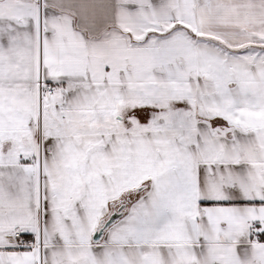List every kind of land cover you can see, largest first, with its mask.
Instances as JSON below:
<instances>
[{"label":"snow or ice","instance_id":"snow-or-ice-1","mask_svg":"<svg viewBox=\"0 0 264 264\" xmlns=\"http://www.w3.org/2000/svg\"><path fill=\"white\" fill-rule=\"evenodd\" d=\"M0 264H264V0H0Z\"/></svg>","mask_w":264,"mask_h":264}]
</instances>
